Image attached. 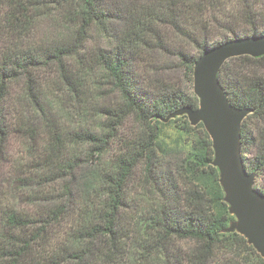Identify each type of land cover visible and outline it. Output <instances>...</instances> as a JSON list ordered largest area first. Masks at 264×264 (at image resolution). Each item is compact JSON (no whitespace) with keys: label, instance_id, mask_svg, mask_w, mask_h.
I'll return each mask as SVG.
<instances>
[{"label":"trees","instance_id":"obj_1","mask_svg":"<svg viewBox=\"0 0 264 264\" xmlns=\"http://www.w3.org/2000/svg\"><path fill=\"white\" fill-rule=\"evenodd\" d=\"M261 37L264 0H0V264H264L226 232L204 125L171 118L199 108L201 56ZM219 80L252 112L244 159L264 179V57Z\"/></svg>","mask_w":264,"mask_h":264},{"label":"water","instance_id":"obj_2","mask_svg":"<svg viewBox=\"0 0 264 264\" xmlns=\"http://www.w3.org/2000/svg\"><path fill=\"white\" fill-rule=\"evenodd\" d=\"M244 56L264 57V37L227 42L201 56L194 69L199 108L171 118L185 115L192 126L204 125L213 142V166L219 170L225 202L235 217L226 232L245 237L264 259V194L256 189V174L248 172L244 159L243 123L252 112L234 107L219 80L227 61Z\"/></svg>","mask_w":264,"mask_h":264},{"label":"rangeland","instance_id":"obj_3","mask_svg":"<svg viewBox=\"0 0 264 264\" xmlns=\"http://www.w3.org/2000/svg\"><path fill=\"white\" fill-rule=\"evenodd\" d=\"M156 58H158L160 60V63L165 62V59L160 57V56L158 57V55H156ZM169 77L173 78L174 82L178 83L180 86L187 87V88L189 87L188 80L185 77L184 73L178 72V73H175V74H169V75L166 74V75H164L165 79L166 78L168 79ZM163 132H164L163 135H164V137L166 139L167 146H175L177 144L178 138L180 137L179 133L176 132V130H174L173 128H171V129L170 128H166V129H164ZM191 139H192V137H187V141L191 140ZM180 152H181V150L177 151V153H180ZM262 186H264V179L261 178L259 180H256L255 187H257L258 189L261 190L263 188ZM181 246H182V248H185V249H186V247H188L187 244H184V245H181Z\"/></svg>","mask_w":264,"mask_h":264}]
</instances>
